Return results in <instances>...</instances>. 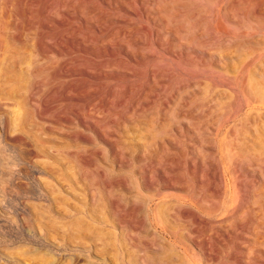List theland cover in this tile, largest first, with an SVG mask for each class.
<instances>
[{"label":"rangeland","instance_id":"obj_1","mask_svg":"<svg viewBox=\"0 0 264 264\" xmlns=\"http://www.w3.org/2000/svg\"><path fill=\"white\" fill-rule=\"evenodd\" d=\"M263 69L264 0H0V264H264Z\"/></svg>","mask_w":264,"mask_h":264},{"label":"bare ground","instance_id":"obj_2","mask_svg":"<svg viewBox=\"0 0 264 264\" xmlns=\"http://www.w3.org/2000/svg\"><path fill=\"white\" fill-rule=\"evenodd\" d=\"M106 2V1H105ZM105 2L104 3H102V4H105ZM60 6H61V4H60ZM59 6V8H62V7H60ZM90 6V5H89ZM58 8V7H57ZM56 8V9H57ZM58 10V9H57ZM72 11V10H71ZM54 12V11H53ZM68 12V11H67ZM54 14H55V12H54ZM72 14V13H71ZM58 15V14H57ZM80 15V14H79ZM87 17V16H86ZM104 19H107V18H104ZM104 19H102V20H104ZM81 21V20H80ZM84 22V21H83ZM85 23V22H84ZM90 24H91V22H90ZM93 25V24H92ZM94 26H95V24H94ZM47 27V26H46ZM98 27V26H97ZM49 28V27H48ZM138 37V36H137ZM61 38V37H60ZM46 39V38H45ZM30 41V40H29ZM59 41V40H58ZM10 42V41H9ZM85 42V41H84ZM103 42V41H102ZM105 42V41H104ZM127 43V42H126ZM56 44V43H55ZM3 47V46H2ZM62 47V46H61ZM58 48V47H57ZM57 50H60V49H57ZM31 51V50H30ZM29 55H30V53H29ZM27 58V57H26ZM255 58V57H254ZM31 59H34L33 57L31 58ZM12 64V63H11ZM10 64V65H11ZM11 67H12V65H11ZM63 70V69H62ZM27 75V74H26ZM151 79H153V78H151ZM246 80V79H245ZM249 80H250V85H251V90H250V88L248 87V86H246V87H248V90H250V91H252V88L253 89H255L256 91H257V93L258 94H264V69L262 70V73H258L256 70H254V71H251L250 72V74H249ZM2 81H4V80H2ZM5 83V82H4ZM244 84V83H243ZM242 84V85H243ZM153 86V85H152ZM154 87V86H153ZM209 87V86H208ZM211 87V86H210ZM233 87V86H232ZM208 89V88H207ZM234 89V88H233ZM217 90V89H216ZM249 91V92H250ZM28 92V91H27ZM30 92V91H29ZM248 92V93H249ZM253 92V91H252ZM237 94V93H236ZM235 94V95H236ZM254 94V93H253ZM249 95H251V94H249ZM254 96V98H255V95H253ZM250 97H252V95L250 96ZM31 98V97H30ZM253 98V99H254ZM259 98H261V97H259ZM14 99V98H13ZM258 99V98H257ZM233 100V99H232ZM233 103V102H232ZM231 104V103H230ZM2 105V104H1ZM235 105V104H234ZM42 106V105H41ZM260 107V106H259ZM39 108H41V107H39ZM198 111V110H197ZM197 111L196 112H194V113H196L197 114ZM40 112H41V110H40ZM134 112V111H133ZM43 113V112H42ZM37 116H38V113L36 114ZM35 115V117H37ZM40 115V114H39ZM45 115V114H44ZM48 114H46V116H47ZM178 115V114H177ZM192 115V114H191ZM191 115H189V116H191ZM49 117V116H48ZM51 117V116H50ZM55 117V116H54ZM244 117V116H243ZM182 118V117H181ZM197 119V118H196ZM244 119V118H243ZM243 119H242V121H243ZM183 120V119H182ZM186 120H189V119H186ZM215 120V119H214ZM149 121V120H148ZM150 121H152L151 119H150ZM177 121V120H176ZM184 121V120H183ZM238 121V120H237ZM237 121H236V123L235 124H237ZM16 122V121H15ZM56 123H58L57 121H56ZM242 122H240V124H241ZM249 123V122H248ZM255 123V122H254ZM210 124V123H209ZM239 124V123H238ZM247 124V123H246ZM153 125V124H152ZM185 125V124H184ZM182 126H183V124H182ZM186 126V125H185ZM205 126V125H204ZM206 126H207V124H206ZM236 126V125H235ZM25 127H26V125H25ZM211 127V126H210ZM249 127V126H248ZM151 129H152V126L150 127ZM184 128V127H183ZM167 129V128H166ZM191 129V128H190ZM204 129V128H203ZM58 130V129H57ZM165 130V129H164ZM186 130V129H185ZM233 130H235V128H233ZM242 130H244L243 128H242ZM150 131H152V130H150ZM174 131V130H173ZM172 131V132H173ZM176 131V130H175ZM179 131V130H178ZM192 131V130H191ZM220 131H222V129H220ZM182 132V131H181ZM187 132V131H186ZM235 132V131H234ZM233 132V133H234ZM154 129H153V136H155L154 135ZM157 133V132H156ZM158 133H162V132H158ZM170 133V132H169ZM230 133H231V130H230V132H229V135H230ZM254 133H256L255 132V130H254ZM221 135V134H220ZM199 136V135H198ZM155 138V137H154ZM188 138V137H187ZM210 138V137H209ZM174 139V138H173ZM172 139V140H173ZM152 140V139H151ZM166 140V139H165ZM201 140V139H200ZM159 141V140H158ZM195 141V140H194ZM215 141V140H214ZM151 142V141H150ZM160 142V141H159ZM197 142V141H196ZM230 142V141H229ZM190 143V142H189ZM147 144H148V142H147ZM164 146V145H163ZM194 146V145H193ZM196 146V145H195ZM211 146H212V144H211ZM248 146V145H247ZM218 147V146H217ZM206 148V147H205ZM219 148V147H218ZM232 149V148H231ZM198 150V149H197ZM187 151V150H186ZM91 152V151H90ZM162 152H164V149H163V151ZM205 153V152H204ZM183 154V153H182ZM77 155V154H76ZM236 155V154H235ZM184 156V155H183ZM158 158H159V156H158ZM174 159V158H173ZM203 159V158H202ZM212 160V159H211ZM81 162V161H80ZM159 165V164H158ZM202 165V164H201ZM170 168H168V170H169ZM234 169V168H233ZM163 172V171H162ZM161 172V173H162ZM189 172V171H188ZM237 172V171H236ZM235 172V173H236ZM201 174H202V172H201ZM181 176V175H180ZM179 177V176H178ZM238 177V176H237ZM220 178V177H219ZM167 179V178H166ZM160 180V179H159ZM171 180V179H170ZM220 180H221V178H220ZM166 181V180H165ZM175 181V180H174ZM198 182V181H197ZM162 183V182H161ZM168 185V184H167ZM177 187H180V186H177ZM168 188V187H167ZM172 188V187H171ZM169 189V188H168ZM157 194H158V192H157ZM190 196V195H189ZM171 197V196H170ZM202 198V197H201ZM202 200V199H201ZM199 203H201V202H199ZM204 203V202H203ZM192 204V203H191ZM164 205L165 204H163V209H164ZM203 205V204H202ZM201 205V206H202ZM213 205V204H212ZM194 206V205H193ZM207 206V205H206ZM173 207V206H172ZM211 208V207H210ZM213 208H214V206H213ZM212 208V209H213ZM157 209V208H156ZM215 209V208H214ZM180 210H182V209H180ZM185 212V211H184ZM203 212V211H202ZM186 213V212H185ZM195 213V212H194ZM196 214V213H195ZM176 215H178V214H176ZM180 215V214H179ZM197 215V214H196ZM207 215V214H206ZM199 218V217H198ZM214 218V217H213ZM217 219V218H216ZM191 221V220H190ZM219 221V220H218ZM207 222V221H206ZM213 223H214V220H213ZM218 223H221V222H218ZM223 224V223H222ZM225 224V223H224ZM212 225V224H211ZM210 226V225H209ZM224 226H226V225H224ZM198 228H200V227H198ZM197 228V229H198ZM211 228V227H210ZM201 229V228H200ZM256 230V229H255ZM169 231H171L170 229H169ZM173 231V230H172ZM167 232V231H166ZM212 232V231H211ZM173 233H174V231H173ZM195 233V232H194ZM203 233V232H202ZM171 235V234H170ZM201 235V234H200ZM227 235V234H226ZM203 238V237H202ZM208 238V237H207ZM196 239V238H195ZM189 240V239H188ZM180 241V240H179ZM186 241V240H185ZM205 241V240H204ZM207 241H209V239H207ZM147 242V241H146ZM176 242V241H175ZM210 243V242H209ZM224 243V242H223ZM185 245H187L186 243H184ZM208 245V244H207ZM189 247H193V246H189ZM188 247V248H189ZM194 248V247H193ZM189 250H191V249H189ZM192 251V250H191ZM251 251V250H250ZM195 252V251H194ZM194 252H193V254H194ZM171 253H173V252H171ZM172 255V254H171ZM196 255H197V253H196ZM199 255V254H198ZM197 255V256H198ZM148 257V256H147ZM191 259V258H190ZM170 261V260H169ZM209 261V260H208Z\"/></svg>","mask_w":264,"mask_h":264}]
</instances>
